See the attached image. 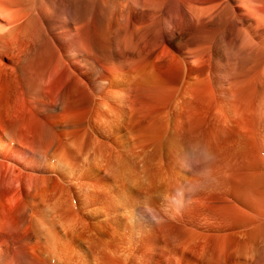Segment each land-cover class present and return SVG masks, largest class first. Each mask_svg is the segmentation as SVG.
<instances>
[{
	"label": "bare ground",
	"instance_id": "6f19581e",
	"mask_svg": "<svg viewBox=\"0 0 264 264\" xmlns=\"http://www.w3.org/2000/svg\"><path fill=\"white\" fill-rule=\"evenodd\" d=\"M198 4L0 0V264H264L262 50Z\"/></svg>",
	"mask_w": 264,
	"mask_h": 264
},
{
	"label": "rangeland",
	"instance_id": "374dc122",
	"mask_svg": "<svg viewBox=\"0 0 264 264\" xmlns=\"http://www.w3.org/2000/svg\"><path fill=\"white\" fill-rule=\"evenodd\" d=\"M198 3L197 17L201 21L202 27L200 32L202 35H207V23L224 17L223 11H225L227 6L231 7L230 11H232V13H228V16L226 15L227 17L225 16V18L230 21L227 25L228 30L225 28L221 31H217L215 40L218 38L217 36L221 38L223 34H227L231 42H235V44L232 43V45H230L232 47L231 50H229L230 46H227L226 48L228 49L225 50L226 44L223 43L221 38L220 40L223 44L220 42V46L214 45V48H217L221 53L236 52L237 49H244L251 54V66L255 65L256 62L254 61H257L255 53L257 52V48H260L263 55L261 59L263 65L262 78L264 79V0H198ZM220 40H216L218 44ZM223 50L225 52H222ZM251 51L252 53L254 51L253 55L256 58L252 55Z\"/></svg>",
	"mask_w": 264,
	"mask_h": 264
}]
</instances>
